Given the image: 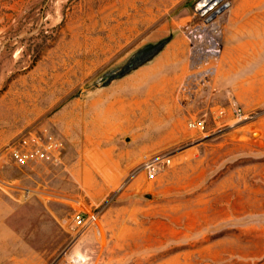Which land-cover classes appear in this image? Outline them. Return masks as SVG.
Masks as SVG:
<instances>
[{
	"label": "rangeland",
	"instance_id": "rangeland-1",
	"mask_svg": "<svg viewBox=\"0 0 264 264\" xmlns=\"http://www.w3.org/2000/svg\"><path fill=\"white\" fill-rule=\"evenodd\" d=\"M201 1L0 0V264H264V0H227L192 108L234 96L249 116L234 127L193 131L181 107L177 141L142 150L171 123L137 104L142 66L110 80L148 44L181 54ZM36 134L60 160L13 163L6 147ZM157 154L172 164L150 181ZM76 212L97 220L78 233Z\"/></svg>",
	"mask_w": 264,
	"mask_h": 264
},
{
	"label": "built area",
	"instance_id": "built-area-1",
	"mask_svg": "<svg viewBox=\"0 0 264 264\" xmlns=\"http://www.w3.org/2000/svg\"><path fill=\"white\" fill-rule=\"evenodd\" d=\"M229 6L227 0H202L197 10L200 22L187 31V72L176 91L177 102L185 110L194 105L199 94L217 74L218 62L224 51V28L219 16ZM248 117L239 101L232 96L226 107L211 108L203 116L190 114L187 126L201 134L214 135ZM62 149L61 140L54 135L36 134L11 144L5 150L13 163L23 166L39 162L56 163L60 160ZM171 164V154H157L146 160L142 169L147 179L153 181ZM96 220L95 216L76 212L73 226L78 233H83Z\"/></svg>",
	"mask_w": 264,
	"mask_h": 264
},
{
	"label": "crops",
	"instance_id": "crops-1",
	"mask_svg": "<svg viewBox=\"0 0 264 264\" xmlns=\"http://www.w3.org/2000/svg\"><path fill=\"white\" fill-rule=\"evenodd\" d=\"M172 47L173 46L170 44V46L163 50L157 57L140 68L142 71L143 69L146 71L143 75L148 76L150 81L147 83L148 86L144 90L143 98L139 99L137 104H141V109L143 111H148L151 108L153 112L159 113V121H161L162 124L171 123L168 126L167 133H164L163 137H160L161 139L154 142L150 148H142V150H156L164 144L163 142L174 143L177 141L174 128H178L177 116H179L181 106L177 102L176 90L187 72L188 45L186 43V47L181 50V54L179 50H172ZM144 84L145 83L142 82L141 86L144 87ZM151 97H155L153 102L151 101ZM192 108L193 106L190 109ZM192 110L194 112L198 111L196 107ZM196 112L194 114H196ZM172 119H174V122Z\"/></svg>",
	"mask_w": 264,
	"mask_h": 264
},
{
	"label": "trees",
	"instance_id": "trees-1",
	"mask_svg": "<svg viewBox=\"0 0 264 264\" xmlns=\"http://www.w3.org/2000/svg\"><path fill=\"white\" fill-rule=\"evenodd\" d=\"M168 42L169 39H164L156 43L148 44L145 47L141 48L132 56L129 62L118 74H116L115 76H111L110 80L121 78L131 71L135 70L136 68L147 64L163 50Z\"/></svg>",
	"mask_w": 264,
	"mask_h": 264
},
{
	"label": "water",
	"instance_id": "water-1",
	"mask_svg": "<svg viewBox=\"0 0 264 264\" xmlns=\"http://www.w3.org/2000/svg\"><path fill=\"white\" fill-rule=\"evenodd\" d=\"M147 198H150V196H147Z\"/></svg>",
	"mask_w": 264,
	"mask_h": 264
}]
</instances>
